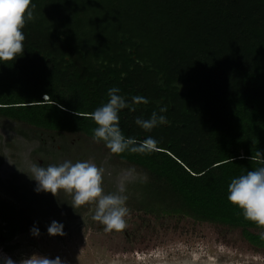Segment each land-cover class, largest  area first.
Listing matches in <instances>:
<instances>
[{
	"label": "trees",
	"instance_id": "obj_1",
	"mask_svg": "<svg viewBox=\"0 0 264 264\" xmlns=\"http://www.w3.org/2000/svg\"><path fill=\"white\" fill-rule=\"evenodd\" d=\"M31 3L23 55L0 61V120L93 140L89 114L110 88L130 105L147 98L120 111L119 127L157 150L112 154L148 177L125 183L140 219L130 236L207 223L222 241L236 235L264 254V229L227 199L233 178L262 166L251 157L264 153V0ZM154 111L168 123L146 132L135 120Z\"/></svg>",
	"mask_w": 264,
	"mask_h": 264
},
{
	"label": "rangeland",
	"instance_id": "obj_2",
	"mask_svg": "<svg viewBox=\"0 0 264 264\" xmlns=\"http://www.w3.org/2000/svg\"><path fill=\"white\" fill-rule=\"evenodd\" d=\"M65 160H91L104 168L106 194L124 189L127 182L123 177L131 169L115 159L107 147L83 134L61 135L0 120V199L17 207L24 203L34 214L40 212L42 219L46 216L42 213H47L50 206L46 202L54 196L35 191L37 182L30 179V168L33 164L58 165ZM12 173L19 180L14 181ZM126 206L130 215L125 217L127 227L121 232H106L103 225L92 219L89 208L94 205H85L82 214L75 218H67L62 212L44 218V232L39 231V236L31 232L18 234L9 249L0 251V256L10 257L15 264L33 254L51 259L59 256L64 264H264L263 253L252 250L236 235L222 241L207 223L150 235L141 230L143 237L135 240L129 233L140 219L127 203ZM52 221L62 223L66 235L50 236L47 229Z\"/></svg>",
	"mask_w": 264,
	"mask_h": 264
},
{
	"label": "clouds",
	"instance_id": "obj_3",
	"mask_svg": "<svg viewBox=\"0 0 264 264\" xmlns=\"http://www.w3.org/2000/svg\"><path fill=\"white\" fill-rule=\"evenodd\" d=\"M35 5L31 0H0V61H12L23 55V42L26 39L22 32L27 21L34 19L33 12ZM120 89L112 87L108 90V101L97 107L89 114L97 127L93 130V140L96 143L104 142L111 154H122L125 152L138 154H151L157 150V141L148 137L138 142L135 138L126 137L120 127L119 113L122 109L128 108L135 111L134 105L148 104L149 100L144 97H132V104L126 102L119 94ZM164 107L160 112H166ZM79 115V112L75 113ZM135 123L146 132L160 124H167L164 115H158L155 111L147 120L137 118ZM241 158H244L241 156ZM262 165L256 170L248 171L246 174L233 178L228 185V201L242 210L245 220L264 229V153L257 151L256 157ZM31 176L37 182L35 191L37 193L47 192L54 197L63 191L72 198V207L79 208L85 205H94L89 208L92 219L104 226L106 232H121L127 227L125 217L130 215L126 206L128 199L121 188L118 193H105L103 179L105 169L98 167L91 160H71L56 165L49 164L47 167L33 164L30 168ZM140 176L146 182L147 174H138L136 170L127 169L123 177L124 182H131ZM64 225L52 221L47 231L50 236H64ZM34 236H39V230L31 229ZM260 238L264 240V231H261ZM4 264H15L10 257L0 256ZM20 264H64L59 256L54 259L38 254L24 258Z\"/></svg>",
	"mask_w": 264,
	"mask_h": 264
},
{
	"label": "flooded vegetation",
	"instance_id": "obj_4",
	"mask_svg": "<svg viewBox=\"0 0 264 264\" xmlns=\"http://www.w3.org/2000/svg\"><path fill=\"white\" fill-rule=\"evenodd\" d=\"M43 200V199H41ZM1 203H5L7 207L0 208V251L9 249L12 245L11 242L17 237L18 234L23 232H31L33 227L37 228L39 231L44 232L46 230V224L44 218L50 217L51 215H57L62 212L67 218H75L82 214L85 207L73 208L72 199L67 197L63 191H61L57 197H52L51 200L47 201L50 206L48 209H44L47 213H42L44 216L41 219L40 212L36 211L38 216H35L34 210L30 209L24 203L21 207L14 206L7 200L0 199ZM8 206L10 208H8ZM20 206V205H19ZM44 219V220H43ZM47 222V221H46Z\"/></svg>",
	"mask_w": 264,
	"mask_h": 264
},
{
	"label": "water",
	"instance_id": "obj_5",
	"mask_svg": "<svg viewBox=\"0 0 264 264\" xmlns=\"http://www.w3.org/2000/svg\"><path fill=\"white\" fill-rule=\"evenodd\" d=\"M0 264H4V262H3V260H2V259H0Z\"/></svg>",
	"mask_w": 264,
	"mask_h": 264
}]
</instances>
